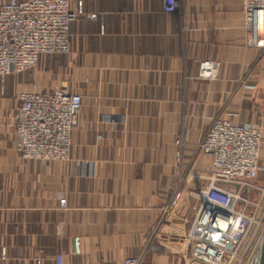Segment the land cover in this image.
<instances>
[{
	"label": "crops",
	"instance_id": "0c3cea01",
	"mask_svg": "<svg viewBox=\"0 0 264 264\" xmlns=\"http://www.w3.org/2000/svg\"><path fill=\"white\" fill-rule=\"evenodd\" d=\"M78 4L67 54L0 78V264H192L185 234L209 166L196 147L215 118L261 131L256 189L243 194H263L264 219V53L246 44L240 0H178L172 13L163 0ZM204 60L217 80L197 79ZM59 86L81 98L69 161L22 160L16 96Z\"/></svg>",
	"mask_w": 264,
	"mask_h": 264
},
{
	"label": "built area",
	"instance_id": "2783aa9c",
	"mask_svg": "<svg viewBox=\"0 0 264 264\" xmlns=\"http://www.w3.org/2000/svg\"><path fill=\"white\" fill-rule=\"evenodd\" d=\"M164 11L178 9V0H163ZM246 44L264 53V0H240ZM81 5L69 10L68 0H26L0 2V78L34 67L46 55L67 54L69 25L83 16ZM89 18L94 16L89 15ZM217 61L199 63L197 79H218ZM14 149L22 160L69 161L70 140L77 129L81 98L67 86L49 92H20L16 96ZM261 131L251 125H236L215 118L196 147V154L208 158V180L195 194L197 208L185 234L191 241L192 264H246L250 245L241 249L251 231L264 227L257 218L262 195L255 202L243 194L256 189ZM179 159L182 140H175ZM63 201L59 210H65ZM168 207L163 208L165 213ZM4 251L1 252V258ZM141 257H127L122 264H140ZM62 264V257H56Z\"/></svg>",
	"mask_w": 264,
	"mask_h": 264
},
{
	"label": "rangeland",
	"instance_id": "374dc122",
	"mask_svg": "<svg viewBox=\"0 0 264 264\" xmlns=\"http://www.w3.org/2000/svg\"><path fill=\"white\" fill-rule=\"evenodd\" d=\"M263 233H264V227H262L258 231H255V229H253L251 231V233L249 235V239H248V243H249V245L251 247V253H249V258L247 259L246 264L249 263V259H250L251 255L253 253H255L256 248H257L258 244L260 243V241L262 239Z\"/></svg>",
	"mask_w": 264,
	"mask_h": 264
},
{
	"label": "water",
	"instance_id": "95a60500",
	"mask_svg": "<svg viewBox=\"0 0 264 264\" xmlns=\"http://www.w3.org/2000/svg\"><path fill=\"white\" fill-rule=\"evenodd\" d=\"M248 264H264V233L255 253L251 255Z\"/></svg>",
	"mask_w": 264,
	"mask_h": 264
},
{
	"label": "bare ground",
	"instance_id": "6f19581e",
	"mask_svg": "<svg viewBox=\"0 0 264 264\" xmlns=\"http://www.w3.org/2000/svg\"><path fill=\"white\" fill-rule=\"evenodd\" d=\"M263 221H264V219H263Z\"/></svg>",
	"mask_w": 264,
	"mask_h": 264
}]
</instances>
